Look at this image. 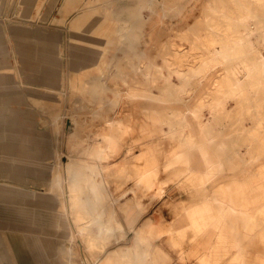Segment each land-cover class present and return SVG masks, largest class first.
Instances as JSON below:
<instances>
[{"label":"rangeland","instance_id":"374dc122","mask_svg":"<svg viewBox=\"0 0 264 264\" xmlns=\"http://www.w3.org/2000/svg\"><path fill=\"white\" fill-rule=\"evenodd\" d=\"M167 1L174 4L173 8L169 6L163 7L155 1H149L146 3L149 5V12L140 18L132 19L133 26L129 32L132 34L130 46L123 52L121 58L118 59L117 57L113 62L111 74L107 81L103 83V85L98 84L99 87L109 90L110 93H108L106 97L94 93L90 96L88 93V86L92 82H85L88 94L86 99L81 97L77 92V96L90 105L93 111L99 112V115L109 113L111 119H120L124 121L129 119L130 116L128 114H133L131 113V102L125 96V92L129 86H135L137 83L139 85L141 84V86L147 85L149 84L148 80H150L151 83H155L152 86H155L154 88L157 91H161V88L163 89L164 85L158 74H156L155 69L153 71V69L149 70L147 67H151L152 64H154L152 66H156L157 63L167 58V48L172 44L169 40L171 39L175 44L174 49H180L179 52L184 53L193 46L191 43L192 34L200 33L211 37V34L214 33V30L208 26L211 17L210 15L206 17V12L203 10L204 0ZM141 3H143L142 0L127 1V4L130 6ZM34 6V15L31 16L32 20H30L38 21L45 27H52L53 25L47 23V19L43 18V15L40 14V12L43 14L46 11L45 7L47 3L45 0H37ZM18 9L19 7H17V10ZM14 11L15 9H13V12ZM257 16L261 21H264V10L258 13ZM6 19L10 21H20L23 20L24 17H15V15L10 17L9 15ZM261 26H263V23L248 18L244 28L250 37L255 38L262 31L263 27L261 28ZM135 34L141 39L137 40ZM249 49L250 46L241 47L237 57L227 61L224 67L226 69H233L235 67L241 69H245L246 67H257L258 60L254 58V54L252 53L247 56ZM135 53H139V58L136 59L138 62L135 67L136 69L132 68L131 61ZM168 58L170 61H173L172 57ZM118 67H122L124 70H118ZM142 70L147 71L148 74L150 73L151 77L148 79L144 77L141 74ZM125 71L127 73H125ZM186 75L188 79H191L192 75L190 72H187ZM231 75L230 78L226 77L227 84L232 85L231 88H223L222 92L218 93L219 96H216L217 98L215 96L210 97V100L214 99L211 104L215 105L217 103V108H219V110L217 109V113L214 115L216 118L215 121H213L215 124L213 126L216 128V131H214L215 136L210 139V141L215 142H212L213 145L208 148V151L210 155H215L219 140H223L226 144L225 146L229 148L226 149V151L225 148H223L222 160L225 158L224 160L226 161L231 158L232 170L226 167V170H224L214 182L210 183L207 188L210 189V193L214 194L216 191L220 190V187L234 182L229 187L236 189H234L235 195L241 198L242 201L246 200L248 204L254 205V213H250L251 216H243L235 226L238 228L240 227L239 229H241L245 235L242 243H244L246 250V264H261L262 261L264 263V95L261 96L264 93V88H261V94L256 87L258 83H255L254 74H251L252 77L250 74L246 76L242 72H236ZM210 78L211 77H209V79ZM170 88L169 91H171L173 96L179 94L180 89L177 87ZM230 96L232 97L229 98ZM219 99L220 101H218ZM221 100H223V102ZM183 102L182 99H179V101L170 106L158 109L160 113L165 116L166 120L170 122V126L178 131L176 139L161 137L160 133H156L157 135L155 134L149 138H142L139 134L135 133L133 136H129V138H124L120 142L119 150L116 153L109 154L108 157H95L89 152V150L96 145H101L106 152L104 144L100 141L99 128L104 127L101 116L98 115L99 118H97V116L91 115V118L88 119L87 117L90 116V114L82 112L81 115L84 121L77 127V136L79 140H81V143L71 149V147L66 144L65 140V134L71 131V128H68L71 127V125L68 124L67 119H63L65 120V125L62 129L55 130L56 125H59L58 121H60V117H58L57 121L50 124V126L52 125V129L44 130L41 128L35 129L34 127L37 125V120L33 115H27L30 129L24 130V134L22 133L29 142L26 143L25 149L28 151L41 150L42 144L32 145V142L38 141L42 143L49 141L52 143V148H55V150L59 152L60 163H67L72 160L77 170L82 173L93 172L100 169L103 176H98L93 183L98 185L97 182H100L101 179H105L108 182L106 191L114 195H110L114 200V202H110L111 204L117 203L119 199L123 201L124 198L121 197L120 194L132 188L134 182L139 186V183L136 180L133 181L132 178L137 179V177L140 176L139 170L141 169H136V165L144 163L141 160L136 161L135 159L145 148V144L151 143L157 147L159 155V157H157L159 169L157 179L154 180L149 187L151 190L143 193L138 191L141 193V202L145 206L144 212L135 214L133 211H113L111 214L113 216L111 222H105L106 226L110 227L109 230L113 233L102 239L105 251L124 245L126 249L129 248L132 250L135 264H142L140 258L141 250L147 249V251L151 252L154 243L158 245L160 243L162 245V250L166 254L165 264H188L179 259L177 250H174V247L170 245L169 233L161 238H155V240L153 238L150 240L140 236V231L145 228V223L147 221L153 220L167 227L172 224L175 219L179 218V214H183V209L188 208L190 203H198L199 200L201 201L205 197H207V200H210V195L189 196L186 194L177 183L175 184V179L173 177L175 169L166 170L164 166L168 160L172 158L173 149L178 147L180 143L179 135L181 140H183V136L181 135L182 132H180L182 131V120L181 117L179 118V116L175 115L176 112L183 113L185 110L186 106ZM135 109L137 110L136 106ZM206 112L207 111L202 110L201 114L203 113V119L207 125L210 123L209 120L211 119V115L209 112ZM257 114L260 116L258 117ZM8 115L6 114V117H8ZM131 117L137 120L141 119L138 114ZM260 117H262V119ZM45 125H47V123ZM7 143L8 142H5L4 146L1 145L0 149V155L5 156L0 157V162H2L0 165H3V167L8 165L7 170H0V198H4L3 191L16 190L14 194L12 193V195L7 196V198L12 200L17 199L16 197H18L19 191L29 195L30 199L28 200L32 202H21L17 203V205H13L9 200H7V203L0 201V254L3 253L5 256L8 254V258L15 257L19 259L21 264H83L82 258L86 257L87 253L91 254L92 260H97L95 258L96 254H98L96 251L92 252L91 250H87L86 253H84L78 249L79 247L75 237H72L70 234V226L67 221L58 220V214L60 212V206L57 202L58 196L55 197L48 191L47 169L36 170V174L39 177H35L37 180L34 182L25 178L21 180L15 178L17 176L19 177L21 173L16 168L18 167L17 165L21 166L23 162L20 157L27 156H24L23 153L10 151V148H13L12 146L14 145ZM233 144L236 146L233 147ZM17 146H20L19 149L23 150L21 145L17 144ZM6 158L8 163H5ZM123 168L126 171H123L119 177L124 182L118 185L109 175ZM28 176H32V174ZM40 181L44 183L42 184ZM161 181L162 183L166 181L163 184L166 183L167 187L161 185L162 193L159 195V184ZM252 181L253 187L250 186ZM167 182H170V184ZM89 185L94 195L98 193L94 185L90 182ZM61 196L63 198V195ZM246 196H249L250 200L249 197ZM249 201L251 202L249 203ZM57 228L59 229L58 231ZM158 231L159 229L155 228L153 230V235L158 233ZM116 238L122 239L121 245H117L115 241ZM10 240L14 242L12 246H18V252L13 253L9 251L8 247L11 246ZM8 243L9 246H7ZM62 247L76 254L70 263L62 259L60 251ZM107 253L108 252H106V254L105 252L100 253L98 258L102 259Z\"/></svg>","mask_w":264,"mask_h":264},{"label":"bare ground","instance_id":"6f19581e","mask_svg":"<svg viewBox=\"0 0 264 264\" xmlns=\"http://www.w3.org/2000/svg\"><path fill=\"white\" fill-rule=\"evenodd\" d=\"M13 2L14 0H0V15H7ZM26 2L27 0H19L18 5L20 11L15 13L16 17L22 15ZM103 4L106 6L105 3ZM149 10V5L143 3L132 7L130 13L134 16H143L147 14ZM203 10L206 12V17L207 15L211 17V21L208 23V26L214 30L211 37L200 33L192 34L191 43L193 46L184 53L179 52L180 49H174L175 44L171 39H168L172 44L167 48V58L157 63L156 66H152L154 65L152 64L151 67H147L149 70L153 69L154 71L155 69L156 74H158L164 85L163 89L161 88V91H157L154 88L155 86H152L155 83H151L150 80H148L149 84L147 85L141 86V84L139 85L137 83L135 86H129L126 90V98L136 106V113L141 119L137 120L131 117V115L129 119L124 121L120 119H111L108 113L99 115V112L93 111L90 105L77 96L78 89L86 85L84 77L79 76L77 83L70 81L66 83L62 96L60 97L59 95L57 99V102L63 104V112L59 113L60 121H58L59 125H56L55 130L57 131L63 128L65 125V120L63 119L68 120V124L71 125V131L65 134V140L66 144L70 146L71 149L81 143V140H79L77 136V127L84 121L81 115L82 112L90 114V116H86L88 119L91 118V115L99 118V115L104 122V127L99 128L100 141L104 144L108 155L101 145H96L89 150L90 154L95 157H108L109 154L116 153L119 150L120 142L126 137L129 138V136H133L135 133L139 134L142 138H149L156 133H160L161 137L176 139L178 131L170 126V122L166 120L165 116H163L158 109L170 106L179 101V99H182L186 108L183 113L176 112L175 115L179 116V118L181 117L182 120L183 125L182 131L180 132H182L181 135L183 136V140L181 144H183L186 149L181 155V160H179V145L174 148L172 151V158L168 160L165 165L166 170L175 169L173 174L175 184L177 183V185H179V177L187 172L186 161L187 157H189L188 152L192 149L198 150L200 155H202L201 157H205L207 161L208 171L199 179L201 186L215 174L222 172L226 167L232 170L231 158L226 161L222 160L223 148H225V151L229 148L225 146L226 144L223 140H219L216 146V154H209L208 148H210L215 141L206 140L203 135V128L206 126V122H204L203 113L201 114V111L205 110L209 112L211 115L209 121L212 126L215 125L213 123L216 118L214 115H216L215 113H217L216 111L217 109L219 110V108H217V103L215 105L211 104L214 99L210 100V97L219 96L218 93L222 92L223 88L227 87L230 89L232 85L227 84L226 77L230 78L232 76L231 74L236 72H242L246 76L254 74L255 83H258L256 87L262 94L261 88H264V21H261L257 15L264 10V0H204ZM248 18L263 23V26H261V28L263 27L262 31L255 38L250 37L244 28ZM135 36L137 40L141 39L137 34H135ZM31 38H45L48 40L53 39L60 41L59 34L49 32L42 28L24 27L21 23H15L12 27L8 28L7 31H4L0 27V93L2 88H18L17 70L10 62L8 52L5 48L6 43L9 41V44L12 40L14 52L18 57V68L22 78L26 81L28 75L35 69V66H33L34 62L31 61L30 57L26 56L27 52L22 50V45L23 42ZM245 46H250L247 56L253 53L254 58L258 60V66L254 68L246 67L245 69L238 67L226 69L224 67L226 62L237 57L240 48ZM168 57H172L173 61H170ZM137 58H139V53H135L134 58L131 59L132 68L134 69H136L135 67L138 64L136 61ZM117 69L121 71L124 70L122 67H118ZM187 72L191 73V79L187 78ZM125 73L127 72L125 71ZM141 74L147 79L151 77V74H148L145 70H142ZM209 77L211 78L209 79ZM170 87H177L180 89V95L173 96L171 91H169V89H171ZM91 89L92 94H98L103 97H106L107 94L110 93L109 90L98 88L97 86H93ZM91 92L89 93L90 96L92 95ZM223 95L225 96L224 93ZM263 95L264 93L261 96ZM231 97L232 96L229 98ZM218 101H220V99ZM221 101L223 102V100ZM1 103L0 100V149L1 145L4 146L5 142H8L14 145L12 146L13 148H10V151L23 153L24 156H27L20 157L23 162L21 166L17 165L18 167L16 168L21 173L19 177L17 176L15 178H19L20 180L25 178L34 182L37 180L36 178L39 177L36 174V170L47 169L48 191L51 195L55 197L58 196L57 202L60 206L58 220L67 221L70 226V234L72 237H75L80 251L86 253L87 250H91L92 252L96 251L98 253L95 257L97 260H92L91 254L87 253L86 257L82 258L83 264H135L132 250L129 248L126 249L124 245H121L122 239L116 238L115 240L117 245L121 246L105 251L102 239L113 234L112 231L109 230L110 227H107L105 222H111V218L113 217L111 214L115 210L113 207L114 204L110 203L111 201L114 202L110 194H104L108 182L105 179H101L100 182H97L98 185L93 183L98 176L102 175L101 170L98 169L93 172L82 173L77 170L72 160L67 163H60L59 152H57L55 148H52V143L49 141L42 143L33 141L32 145L42 144V149L37 151L26 150L25 145L29 142L22 133L24 134V130L30 129L27 116L28 113H13L8 115L7 120L6 113L1 110L3 107ZM257 115L258 117L260 116L259 114ZM260 118L262 119V117ZM193 124L200 127L201 134L197 138L191 135L190 126ZM17 144L21 145L23 150L19 149L20 146H17ZM235 146L233 144V147ZM150 151L151 150H148L145 156L155 157ZM3 156L4 155H0V157ZM135 160L140 161L139 158ZM1 163L2 162H0V164ZM5 163H8L7 158ZM179 165L181 166L180 171ZM7 166L8 165L3 167V165H0V170H7ZM136 169L141 170H139L140 176L135 180L147 190L152 182L157 179L158 171H149L145 164L136 165ZM123 171L126 170L123 168L109 176L111 179L113 178L118 185H121L124 181H122L119 176ZM29 174H32V176H28ZM253 181L250 186H252ZM40 182L42 184L44 183L43 181ZM89 182L98 190V193L95 195L91 192ZM163 183L161 181L159 184V195L162 193L161 185H167ZM167 183L170 184V182ZM234 189L227 187L223 195L212 196L210 200L203 201V203L196 208L194 207L187 211L186 218L189 219L190 229L193 234V244L188 250L186 257H194L195 264H220L227 255L231 256L228 264H243V253L246 254V250L242 242L245 235L243 231L239 229L240 227L238 228L235 225H237L238 221L243 216L250 215L255 207L252 204H248L246 200L242 201L241 198L237 197ZM3 192L4 198H0V201H4L5 203H7V200L13 205H17V203L21 202H32L28 200L30 197L25 193L18 191L17 199L12 200L8 199L7 196H11L16 190H5ZM61 195H63V198ZM250 202L251 201H249V203ZM176 225L177 223L173 224L172 229H168L170 233V245L175 249L179 247L183 241V235L185 234V229L179 230V228H176ZM155 228L158 227L151 225L149 228L141 230L140 236L152 240L153 230ZM58 230L57 228V231ZM224 242L225 244L229 242L228 248L226 249L223 247ZM60 251L62 259L69 263L76 256L74 252L66 250L63 247ZM104 252L105 254L108 252L107 255L102 259L98 258V255ZM140 258L142 264H165L166 254L161 246L154 243L151 252L147 251V249L141 250Z\"/></svg>","mask_w":264,"mask_h":264},{"label":"crops","instance_id":"0c3cea01","mask_svg":"<svg viewBox=\"0 0 264 264\" xmlns=\"http://www.w3.org/2000/svg\"><path fill=\"white\" fill-rule=\"evenodd\" d=\"M36 1L37 0H27L24 12L21 15L24 17L23 20L10 21L6 19V17L9 15L11 17L15 15L17 11H20V8L17 10V7H19V0H14L7 15H0V27L4 31H7L8 28L12 27L15 23H21L24 27L42 28L49 32L59 34L60 41L53 39L48 40L45 38H31L26 40V42H23L22 50L27 52L26 56L30 57L31 61L34 62L33 66H35V69H33L32 73L28 75L26 81L22 78L18 68V57L14 52L13 42L11 40L8 44V41L5 45V48L8 52L11 64L14 65L17 70L18 88H2L0 100L2 102L1 106H3L1 110L7 115L26 112L30 115H33L37 120V125L34 127L35 129L41 128L46 130L52 129V125L50 126V124L54 121H57L58 117H60L59 113L63 112V104L57 102V99L59 98V95L60 97L62 96L63 90L66 87V83L69 81L77 83L78 78L81 75L80 72L83 70V68H87L89 65H93L94 63L97 64L99 61L96 54L94 53L95 49L93 47H89L83 42L70 40V36H72L70 32H79L82 35L95 33L101 30L106 25V22L101 8L97 7V9H90V7H88L87 3L90 0H45L47 3V6L45 7L46 11L43 14L40 12V14L43 15V18L47 19V21L45 20L47 23L53 25L52 27H45L38 21H31V16L34 15V4ZM13 9H15L14 12ZM92 74H94L93 71ZM130 104L132 106L131 113L133 114L129 113L128 115L135 116V114H137L135 106L132 102ZM6 119L8 120V117H6ZM46 123L47 125H45ZM197 126L198 125L195 124L190 126L191 135H193L195 138L199 137L201 134L200 127ZM203 131L205 139L210 140L215 136L214 131H216V128L208 123L203 128ZM179 141V160H181V155L186 148L183 144H181L182 140L180 135ZM148 150H151L150 152H152L155 157L145 156V153ZM188 156L189 157H187L186 161L187 172L183 176L179 177V186L184 192H186V194L189 196H221L224 194L226 188L231 186L232 182L220 187V190L216 191L214 194L210 193V189L207 188L208 185L214 182V180L226 169L215 174L212 178L206 181L203 186H201L199 179L208 171L206 158L201 157L202 155H200L199 151L194 149L188 152ZM157 157H159L157 147L151 143H146L145 148L141 151L137 158H139L148 167L149 171H159ZM224 159L225 158H223V160ZM180 170L181 166L179 165V171ZM132 180L135 181L133 178ZM139 185L141 187H139L138 184L134 182L132 188L127 189L120 194L124 200L121 201V199H119L117 203H114L115 211H133L135 214L144 212L145 206L141 202V193L138 191L143 193L151 190V188L145 190L141 184ZM104 194L112 195L108 191H105ZM206 198L207 197L203 198L201 201L199 200L200 202L198 201V203L195 204L190 203L188 208L183 209V214H179V218L175 219V221L167 227L161 225L156 220H153L147 221L145 223V228L141 230H145L151 225L158 227L156 229H159V232L153 235L155 240V238H161L164 235L166 236L169 233V230L173 228V224L177 223L176 228H179V230L185 229V234L183 235V241L178 247L179 249H173L177 250L179 259L182 262L195 264L194 257H186L188 250L193 244V234L190 229L189 219L186 218V214L189 209L197 207L202 204L203 201H206ZM223 245V247L226 249L228 248L229 242L226 244L224 242ZM159 246L162 247L160 243ZM243 256V264H246V254L243 253ZM230 259L231 256L227 255L220 264H228ZM261 264H264L263 261Z\"/></svg>","mask_w":264,"mask_h":264},{"label":"flooded vegetation","instance_id":"af4514ba","mask_svg":"<svg viewBox=\"0 0 264 264\" xmlns=\"http://www.w3.org/2000/svg\"><path fill=\"white\" fill-rule=\"evenodd\" d=\"M128 0H90L87 5L90 9L101 8L105 16L106 25L95 33H88L85 35L79 32H70V40L83 42L89 47H93L99 61L97 64L89 65L87 68H83L80 72V76L84 77L85 82H92L88 86V93L91 92L93 86L105 83L111 74L113 62L118 57L121 58L123 52L127 50L132 41V34L129 33L132 28V19L140 18L141 16H134L130 13L132 7L140 4H134L130 6L127 4ZM143 3L149 1H155L163 7L173 8L174 4L167 0H142ZM106 6H104V4ZM141 3V4H143ZM130 34V35H129ZM134 40V39H133ZM96 51V52H95ZM111 55V56H110ZM110 56V58H109ZM92 71L94 74H92ZM87 87L79 88L78 93L81 97L87 98ZM90 90V92H89ZM107 90V89H106ZM92 94V92H91Z\"/></svg>","mask_w":264,"mask_h":264},{"label":"water","instance_id":"95a60500","mask_svg":"<svg viewBox=\"0 0 264 264\" xmlns=\"http://www.w3.org/2000/svg\"><path fill=\"white\" fill-rule=\"evenodd\" d=\"M68 128H70V127H68ZM12 244H14V242L10 240L11 246L8 247L9 251H12L13 253L18 252L19 251L18 246H16V245L12 246ZM7 246H9V243ZM7 255L5 256L3 253L0 254V264H21L19 259L15 258V257L8 258Z\"/></svg>","mask_w":264,"mask_h":264}]
</instances>
